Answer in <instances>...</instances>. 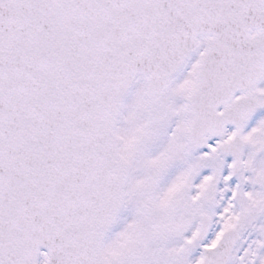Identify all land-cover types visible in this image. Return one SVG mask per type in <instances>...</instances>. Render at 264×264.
Wrapping results in <instances>:
<instances>
[{
	"label": "snow or ice",
	"instance_id": "snow-or-ice-1",
	"mask_svg": "<svg viewBox=\"0 0 264 264\" xmlns=\"http://www.w3.org/2000/svg\"><path fill=\"white\" fill-rule=\"evenodd\" d=\"M0 264H264V0H0Z\"/></svg>",
	"mask_w": 264,
	"mask_h": 264
}]
</instances>
